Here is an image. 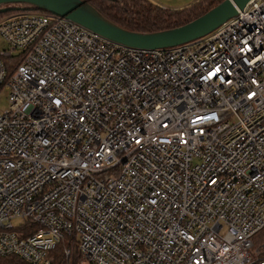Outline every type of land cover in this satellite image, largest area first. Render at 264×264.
<instances>
[{"label":"built area","instance_id":"built-area-1","mask_svg":"<svg viewBox=\"0 0 264 264\" xmlns=\"http://www.w3.org/2000/svg\"><path fill=\"white\" fill-rule=\"evenodd\" d=\"M1 92L0 257L264 264V0L151 50L9 14Z\"/></svg>","mask_w":264,"mask_h":264},{"label":"water","instance_id":"water-1","mask_svg":"<svg viewBox=\"0 0 264 264\" xmlns=\"http://www.w3.org/2000/svg\"><path fill=\"white\" fill-rule=\"evenodd\" d=\"M249 0H223L203 15L176 28L154 32L135 33L123 30L101 17L81 0H0V6L23 4L37 11L66 19L97 36L133 49H162L199 39L233 17ZM6 9L1 8L0 13Z\"/></svg>","mask_w":264,"mask_h":264},{"label":"trees","instance_id":"trees-1","mask_svg":"<svg viewBox=\"0 0 264 264\" xmlns=\"http://www.w3.org/2000/svg\"><path fill=\"white\" fill-rule=\"evenodd\" d=\"M86 2L101 17L113 25L135 33H154L176 28L203 15L223 0H199L189 7L168 10L154 6L147 0H81ZM17 6H21V9ZM5 13H0V20L19 11L38 12L23 4H7ZM55 264H62L59 253L56 252ZM0 264H26L15 256L0 257Z\"/></svg>","mask_w":264,"mask_h":264},{"label":"rangeland","instance_id":"rangeland-1","mask_svg":"<svg viewBox=\"0 0 264 264\" xmlns=\"http://www.w3.org/2000/svg\"><path fill=\"white\" fill-rule=\"evenodd\" d=\"M147 1L151 3L152 5L160 7L162 9L177 10V9L189 7L192 4L198 2L199 0H147ZM17 7L21 9V6H17ZM6 108H7L6 92H1L0 93V112L4 111ZM12 224L16 226L17 221L15 220L12 221ZM262 238L264 239V232L260 236V239ZM57 252L60 253L61 249L59 248Z\"/></svg>","mask_w":264,"mask_h":264}]
</instances>
